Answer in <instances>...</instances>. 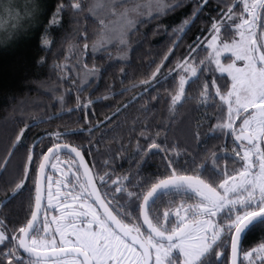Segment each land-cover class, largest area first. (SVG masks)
<instances>
[{
	"label": "snow or ice",
	"instance_id": "1",
	"mask_svg": "<svg viewBox=\"0 0 264 264\" xmlns=\"http://www.w3.org/2000/svg\"><path fill=\"white\" fill-rule=\"evenodd\" d=\"M207 6L208 0H196L173 35L184 32ZM175 7L177 0H56L51 10L35 0H25L22 6L16 0H0V43L9 42L25 19L43 15L40 50L52 52L57 42L53 32L63 33L59 39L67 41L64 62L52 67L59 82L69 86L55 100L63 105L75 91L76 109L86 110L93 101L80 93L107 71L95 62L89 66L87 57L114 45L116 57L125 62L135 50L132 36L140 26ZM215 7L218 11L207 27L168 69L176 80L169 110L191 98L187 92L195 84L198 107L214 113L206 111L197 125L208 126L204 140L200 131L193 133L197 145L209 137L225 142L181 163L177 145L158 142L159 132L144 135L145 129L146 146L137 142L136 155L143 153V161L153 150L161 152L162 168L145 174L140 164L134 173L115 175L109 169L101 174L85 163L82 145L63 140L65 133L45 132L29 144L31 124L22 117L13 119L0 155V204L20 196L26 186L30 203L13 227L0 218V264H264V0H218ZM69 22L78 25L73 33L82 46L65 30ZM89 22L97 26L90 52ZM177 47L173 41L159 63L149 62L155 68L140 81L141 87L159 79ZM70 59L76 61L71 68ZM37 63L46 65L48 56H39ZM76 69L80 71L75 78L66 74ZM120 111L117 108L112 118ZM32 120L44 122L43 117ZM44 137L49 143L37 152ZM21 147L24 158L13 175L8 165ZM158 200L162 210L153 209ZM256 229L259 239L245 247V234Z\"/></svg>",
	"mask_w": 264,
	"mask_h": 264
},
{
	"label": "trees",
	"instance_id": "2",
	"mask_svg": "<svg viewBox=\"0 0 264 264\" xmlns=\"http://www.w3.org/2000/svg\"><path fill=\"white\" fill-rule=\"evenodd\" d=\"M177 2L179 7L166 11L158 18L143 24L140 26L139 32L133 34L135 50L130 53L125 62H120L116 57L115 46H108L107 51H98L95 57H87L89 66L95 62L97 66L107 67V71L80 93L83 99L93 101L86 110L76 109L75 91H72L71 96H66L65 104L61 105L56 102L55 97L59 96L69 85L59 82L58 73L52 65L54 62H64L67 41L61 42L59 39L63 33L53 32L52 37L57 42L53 46L52 52L41 51L39 33L43 29L40 27L39 21L43 20V15H39L37 20L31 21L26 31L15 43L0 48V155H3L7 137L12 131L13 119L21 117L31 124L26 137L29 144L45 132L65 133L63 140L82 145L81 151L90 167L95 165L93 171L101 174L109 169H113L115 175H122L125 172L134 173L140 164L143 165L142 172L145 174L157 171L158 166L162 168L163 153L153 150V154L148 155L143 161L141 160L143 153L136 155L137 142L146 146L142 138V130L145 129L144 135H154L159 132L158 142L177 145L178 158L181 163L189 156L202 152L206 147L211 148L224 143L223 137L220 139L209 137L206 143L197 145L193 133L200 131V139H205L208 126L198 129L197 125L202 122L203 114L206 111L213 113V110L198 107V89L195 84L187 92L191 98L185 99L175 111L169 110L170 96L176 88V80L173 75L168 73V69L174 66L180 54L185 52L201 30L207 27L210 16L215 15L218 11L215 7L218 0H208V6L197 17L192 18L193 22L186 26L185 31L173 35V30L188 18L193 8L196 7V0H177ZM37 3L42 8L54 10L56 0H37ZM48 14L50 16V12ZM65 20H68L67 16ZM81 24H83V20H81ZM157 25L160 27L157 28ZM76 27L78 25L74 22H69L66 23L65 30L70 34V39L73 42L82 46L84 42L76 41L73 33V29ZM87 27L90 52L91 43L97 38V26L89 22ZM173 41L177 42L178 47L175 49V55H172L162 72L158 74L159 79L151 81V86L141 87L140 81L147 80L148 74L155 68V64L150 66L149 62L155 60L159 63L165 51L172 46ZM107 53L112 54L111 59ZM42 55L48 56V63L44 66L37 63L38 57ZM75 62V59H70L68 61L69 68ZM121 67L126 69L124 74L120 72ZM77 71L80 70L76 69L66 74L75 78ZM132 85L136 86L132 87ZM125 88L128 90L123 91ZM144 88L148 90L144 91ZM53 89H58V91H53ZM152 97H158V99H152ZM117 108H120L121 111L112 118ZM69 109L73 110L69 111ZM85 111L87 119L84 118ZM34 117H43L44 122L36 124L32 120ZM106 117H108L107 120ZM93 126H95V130L89 132L88 129ZM226 142L230 149L231 138H227ZM48 143V138L44 137L42 143H37L36 151L39 152L40 148ZM24 151V148L21 147L13 156L8 165L11 174L15 175L19 170L24 158ZM169 155H173V153H169ZM64 158L65 156L62 154L61 159ZM105 161H108V168L105 167ZM74 171L75 169H73ZM55 175L59 176V173H55ZM28 185H31V180L28 181ZM166 198L168 197L162 199ZM3 199L4 191L0 190V201ZM29 203V187L26 186L20 196L12 199L6 205L0 204V218H6L8 227H13L17 221L23 220ZM157 207L162 210L164 205L156 204L153 209ZM259 236L258 229L246 233L245 247L258 240Z\"/></svg>",
	"mask_w": 264,
	"mask_h": 264
},
{
	"label": "rangeland",
	"instance_id": "3",
	"mask_svg": "<svg viewBox=\"0 0 264 264\" xmlns=\"http://www.w3.org/2000/svg\"><path fill=\"white\" fill-rule=\"evenodd\" d=\"M16 3L22 6L25 3V0H16ZM35 3L38 4L37 0H35ZM30 22L31 21H28L27 19L22 21V27L17 31L15 36L12 39H10L9 42L7 43H0V48L15 43L20 38V36L23 35V33L26 31ZM109 46H114V45H109Z\"/></svg>",
	"mask_w": 264,
	"mask_h": 264
},
{
	"label": "water",
	"instance_id": "4",
	"mask_svg": "<svg viewBox=\"0 0 264 264\" xmlns=\"http://www.w3.org/2000/svg\"><path fill=\"white\" fill-rule=\"evenodd\" d=\"M84 160H85V163L90 167L89 163L87 162V160L85 159L84 157ZM81 171H83V169H81Z\"/></svg>",
	"mask_w": 264,
	"mask_h": 264
},
{
	"label": "flooded vegetation",
	"instance_id": "5",
	"mask_svg": "<svg viewBox=\"0 0 264 264\" xmlns=\"http://www.w3.org/2000/svg\"><path fill=\"white\" fill-rule=\"evenodd\" d=\"M168 199H169V197L166 199H163V200H168ZM156 204H161V202L158 200Z\"/></svg>",
	"mask_w": 264,
	"mask_h": 264
}]
</instances>
